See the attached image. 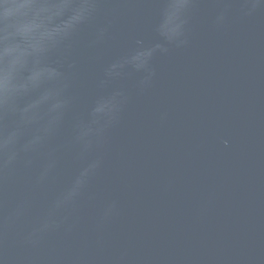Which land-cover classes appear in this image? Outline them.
Returning <instances> with one entry per match:
<instances>
[{"label":"water","instance_id":"water-1","mask_svg":"<svg viewBox=\"0 0 264 264\" xmlns=\"http://www.w3.org/2000/svg\"><path fill=\"white\" fill-rule=\"evenodd\" d=\"M96 3L0 39V264H264V0Z\"/></svg>","mask_w":264,"mask_h":264},{"label":"clouds","instance_id":"clouds-1","mask_svg":"<svg viewBox=\"0 0 264 264\" xmlns=\"http://www.w3.org/2000/svg\"><path fill=\"white\" fill-rule=\"evenodd\" d=\"M259 2H261V0H257V3ZM253 7H255V4ZM96 8V0H56L54 4L48 5L47 7L41 3V0H0V39L13 41L20 37L30 41H40L43 49V56H45L52 48L68 39L80 25L93 15ZM52 13H57L61 17H66L63 19L61 27L49 33L47 38L42 41L39 29L25 36L23 30L26 26L39 24L42 17ZM171 31L175 32L176 29L173 28ZM137 55L143 57L139 63H135L136 67L139 68L146 63L151 53L138 52ZM133 59H135V57H133ZM8 64L9 62L0 54V75L6 73ZM113 67H115V65ZM62 75L63 74L58 71V77ZM9 91L10 88H0V100L5 99ZM60 107H62V102L59 101L58 108ZM113 107L114 104L112 101H99L97 107L94 109V115L106 111L111 112ZM90 131V128H85L82 135L86 136ZM14 138L15 133L0 140V152L6 151L14 142ZM88 171V168L84 169L81 176L77 178L75 182L76 186L83 183V179L87 176ZM74 194L75 188L68 192V197H65V199L72 197Z\"/></svg>","mask_w":264,"mask_h":264}]
</instances>
